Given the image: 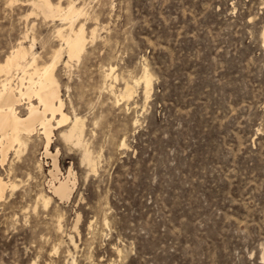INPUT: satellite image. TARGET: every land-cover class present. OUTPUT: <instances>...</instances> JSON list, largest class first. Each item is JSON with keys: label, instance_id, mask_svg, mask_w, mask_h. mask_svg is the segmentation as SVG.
I'll list each match as a JSON object with an SVG mask.
<instances>
[{"label": "rangeland", "instance_id": "1", "mask_svg": "<svg viewBox=\"0 0 264 264\" xmlns=\"http://www.w3.org/2000/svg\"><path fill=\"white\" fill-rule=\"evenodd\" d=\"M38 1L0 0V62L62 45L69 22ZM50 1L82 10L89 43L56 71V160L41 130L0 160V264H264V0ZM77 117L84 146L63 136Z\"/></svg>", "mask_w": 264, "mask_h": 264}, {"label": "bare ground", "instance_id": "2", "mask_svg": "<svg viewBox=\"0 0 264 264\" xmlns=\"http://www.w3.org/2000/svg\"><path fill=\"white\" fill-rule=\"evenodd\" d=\"M35 6L46 17L55 18L59 16L62 20L68 21L70 24L69 30L67 33L63 29L58 30V37L61 39L62 45L53 51L50 61L43 65L39 64L38 55L33 51V39L31 47L28 48L23 43H20L18 47L6 56L3 62H0V160L2 164L7 161L12 150L16 149L17 146L19 148L26 146L27 140H31V137L40 130V134L46 140L45 155L56 160L58 154L53 155L51 152L54 130L64 126L70 120L64 111L65 102L61 96V87L56 71L61 63H64L65 53L69 57V61L64 64L68 66L70 61L79 60L85 55L89 43L85 25L76 28V21L83 12L78 10L73 2L69 4L67 9H62L61 5L54 6L50 0H39L35 3ZM95 30H93L92 36L96 35ZM114 75L115 68L112 67L107 74V78L116 79L117 75L115 77ZM16 80H18V83ZM143 80L145 81L148 94L152 88V78L149 73H145ZM143 80L140 81L143 82ZM15 81L16 85L14 84ZM134 83L140 84L141 82L137 80ZM125 89L123 98H131L133 95L131 84L127 83ZM25 106L27 113L22 116L19 109ZM74 120L70 131L63 132V136L68 141L84 146L85 122L80 117ZM55 122L57 123L56 125H54ZM38 127H40L39 130L37 129ZM18 152L19 149L17 150ZM84 159L95 171L96 163L90 150H85ZM71 183L74 184L71 181L70 172L68 178L59 181L58 184L53 182L52 190L56 196L66 199L72 190ZM9 187L15 188L16 185L10 183L0 173V199L4 197ZM40 198L47 207L51 198L44 194Z\"/></svg>", "mask_w": 264, "mask_h": 264}]
</instances>
